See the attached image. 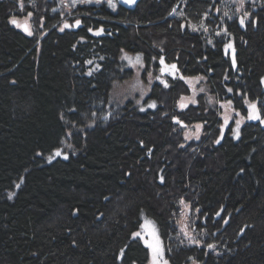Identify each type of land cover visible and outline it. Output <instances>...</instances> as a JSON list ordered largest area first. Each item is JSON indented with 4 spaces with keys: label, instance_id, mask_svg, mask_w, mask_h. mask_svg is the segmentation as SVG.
Here are the masks:
<instances>
[{
    "label": "trees",
    "instance_id": "1",
    "mask_svg": "<svg viewBox=\"0 0 264 264\" xmlns=\"http://www.w3.org/2000/svg\"><path fill=\"white\" fill-rule=\"evenodd\" d=\"M253 1L237 13L234 0L135 10L0 0V264H146L147 247L131 240L142 218L157 224L169 264H264V123L247 120L240 139L216 143L222 101L245 118L246 101L264 105V0ZM125 55L176 62L184 78L205 79L216 108L202 93L180 112L189 89L179 79L144 81L135 107L116 83L141 78ZM196 124L204 141L185 147L183 128ZM67 144L68 160L50 163ZM181 201L199 219L198 246L180 230Z\"/></svg>",
    "mask_w": 264,
    "mask_h": 264
},
{
    "label": "rangeland",
    "instance_id": "2",
    "mask_svg": "<svg viewBox=\"0 0 264 264\" xmlns=\"http://www.w3.org/2000/svg\"><path fill=\"white\" fill-rule=\"evenodd\" d=\"M73 1V0H72ZM235 2H236V4L238 5V8H236L235 9V11H237V13H241L242 11H243V8H244V6H245V4L248 2V0H244V4H243V7L241 8L240 7V0H234ZM111 2L113 3V4H115L116 5V2L117 3H119V1H117V0H111ZM251 2H254L253 0H251ZM76 3L77 4H82V5H84V6H96L97 8H101V7H109L110 8V6H109V0H99V2H97V0H91V2H88V3H81V2H79V0H76ZM232 6V5H231ZM230 6V7H231ZM113 9V8H112ZM219 35V34H218ZM231 41H233V39L232 40H228L227 41V43H230ZM142 58H143V60H142ZM141 58V60H142V63H140V64H137V65H135V66H133V64H130V63H128L127 64V66L132 70V71H134V70H137L138 72H139V74H141V75H139L141 78H136V80H133V81H130V82H128V84L126 85V83L125 82H123V81H121L120 79H117L116 80V83H117V86H118V90H119V92L120 93H122V94H124V96L125 97H127V98H129V97H131V99L132 100H134V98H135V100H134V102H135V107H138L139 109H140V107H139V103H138V101L140 102V100L139 99H142L143 98V96L141 95V93H140V88H141V86H140V84L142 85V83L144 82V81H148V84L151 82V83H153V84H155V85H157L156 84V82H155V78L157 79V75H156V72H157V70L158 69H160L161 67H162V65L160 66V67H156V65H155V62L153 63V61H150V62H146V60H145V57L143 56ZM127 60V59H126ZM133 61H135V58H133ZM127 62H129L128 60H127ZM141 64L143 65L142 67H141ZM167 65H172V64H175L176 66H177V70L179 69L178 68V64L176 63V62H169V63H166ZM179 71V70H178ZM149 73H151V76H149ZM158 74H159V72H158ZM163 76H164V78L163 79H167V76H168V78H169V80H170V76L168 75V74H162ZM179 75H180V77L178 78L179 80H182L183 82H184V79H186V80H191V81H200V83H199V90L200 89H203V91H201V93H206V98H205V100H207V105H208V109H210V110H214L215 108H216V106H217V104L214 102V100H213V98H212V94L211 93H209V88H207L206 86H204V84H205V79H198L197 77H195V78H188V77H183L181 74H180V71H179ZM137 81H139L140 83L139 84H137ZM158 82H160V83H162L161 81H159L158 80ZM185 83V82H184ZM134 84H136L137 86L135 87V88H133L132 87V85H134ZM202 84V85H201ZM143 87H145V85H142ZM163 88H165V87H163ZM140 95V97H135V96H137V95ZM184 97V96H183ZM183 97H181L180 98V100L178 101V107H179V103H180V101H181V99L183 98ZM220 106H221V112H222V114H221V116H220V118H221V123H220V127H221V133L222 132H227V133H233V129H235L236 128V121L237 120H240V118H241V116L237 113V112H235L233 109H232V106H229L228 105V102H226L225 100L224 101H222V103L220 104ZM110 113V112H109ZM238 114V115H237ZM110 116H109V118L107 119L109 122L110 121H114V119H116V115L115 114H113L112 113V115L111 114H109ZM228 118V123L227 124H225V118ZM248 119L247 118H245L244 119V121L243 122H241V124H240V135H239V137L237 138V137H235L234 136V134H232V136L235 138V139H240V137H241V128H242V126L244 125V123L247 121ZM175 121V123H178V124H180L181 123V121H178V120H174ZM108 122V123H109ZM197 125H200V124H196V125H193V126H191V127H185V128H183V138H184V141H186V143H187V145L185 146V147H187V146H189V147H193V148H200V144L204 141V136H205V129L203 128V126L202 125H200L201 127H200V129H199V133H198V135H199V139H197L196 138V136L195 135H191L192 133H196L197 132V128H196V126ZM186 133L188 134V136L186 137ZM62 151V154H64V155H68L69 156V154H71L72 153V147H70L69 146V144H67L66 146H65V148L64 149H62L61 150ZM189 205V204H188ZM181 207H182V210H183V215H182V218H181V221H180V230H181V232L182 233H184V231H182V229L184 228V226L186 225V222L188 221V224H189V233L195 238V239H197V240H199V234H198V232H199V223H198V218L197 217H195V216H193V213H195V212H193L192 211V209H191V205H190V208L189 209H186L185 207H184V204H182L181 205ZM185 213H187V215H185ZM145 219H147V220H149V221H152V222H154L153 220H151V219H148V218H142V221H141V225H143L144 224V222H145ZM154 224H155V227H156V229L158 230V226H157V224L154 222ZM141 225H140V227H139V232H141L142 233V235H143V238H141V237H134L133 236V238L131 237V240L132 241H136V242H139L140 244H142L145 248H146V246H145V244H144V239H147L148 237H147V235L144 233V230L141 228ZM187 230V229H186ZM204 230V229H203ZM137 231V232H138ZM158 234H159V232H158ZM202 234H205L204 232L202 233ZM159 237H160V235H159ZM201 239V238H200ZM160 240H161V242H162V239H161V237H160ZM200 241V240H199ZM201 242V241H200ZM203 242V241H202ZM190 246H198V244H190L189 242H187ZM162 246H163V244H162ZM148 249V248H147ZM148 252H149V254H150V250L148 249ZM150 258H151V254H150V256H149V260L147 261V263L146 264H150ZM165 258L167 259V257L165 256ZM168 260V259H167Z\"/></svg>",
    "mask_w": 264,
    "mask_h": 264
},
{
    "label": "snow or ice",
    "instance_id": "3",
    "mask_svg": "<svg viewBox=\"0 0 264 264\" xmlns=\"http://www.w3.org/2000/svg\"><path fill=\"white\" fill-rule=\"evenodd\" d=\"M76 0H73V3H75ZM79 2L81 3H88V2H91V0H79ZM97 2H99V0H97ZM136 2V0H123V3L125 4H134ZM243 4H244V0H240V7L242 8L243 7ZM109 6L111 8H113V10H115L116 8V5L113 4L111 2V0H109ZM20 7H21V10H23V2L21 0V4H20ZM175 11V10H174ZM28 17H31L32 16V13L29 12L28 14ZM228 13L225 12V16H227ZM248 14L245 13V17L247 16ZM245 17H241L240 20H239V23L240 25H244L245 24ZM231 18V17H229ZM10 22L15 25L16 27H22L23 30L25 32H27L29 35H32L33 33L29 30V27L27 24H24V25H21L17 19L15 17H12V19L10 20ZM81 24V21L80 20H76L75 21V26H79ZM69 27H72V25H69L68 23H65L64 24V28H69ZM64 28L61 29V31L64 30ZM193 30H196L195 27L193 28ZM89 31L91 32L92 29H89ZM103 29H100L96 32V35H99L100 32H102ZM226 31V30H225ZM219 34V33H218ZM232 45L229 43L227 45H225V48L228 49V48H231ZM125 59H127L129 61L130 64H133V66H135V64H140L141 63V57L139 55L136 56L135 58V61H133V58L132 57H128L127 55H125L124 57ZM103 59V58H101ZM87 63L91 64L92 61H88ZM160 64L162 65L161 67V73H169V74H174L175 71H177V66L175 64H172V65H167L164 61V58L161 57L160 58ZM233 65H235V57H233ZM143 65L141 64V67ZM97 67V70L99 69V65L96 66ZM91 71L89 72V75H91ZM149 76H151V73H149ZM157 79H159V77H157ZM199 79V78H198ZM140 82L137 81V84H139ZM137 85L134 84L132 85L133 88H135ZM167 83H165V87H167ZM200 91H203V89H200ZM229 92L232 91V89H228ZM141 95H143V92L141 93ZM139 103V101H138ZM193 103H195V101H193ZM231 101H228V105L231 106ZM247 103V119L248 120H256V121H260L261 123H264V113H262L261 111V108L264 107V105H261L259 101H246ZM149 107H156L155 105V102H153L152 104L148 105ZM185 105H181V107H184ZM144 109L141 108V111H143ZM238 115V114H237ZM245 119V117H241L240 120H237L236 121V128L233 129V134L235 137H239L240 135V124L241 122H243ZM228 123V118L226 117L225 118V124ZM200 125H197L196 128H197V132L196 133H192L191 135H195L197 139H199V129H200ZM188 136V134L186 133V137ZM216 143H220V140H217ZM61 155V152L60 151H57L55 153V156H60ZM55 157L54 156H50L48 159H49V162H51L52 159H54ZM65 159L67 158V156L65 155L64 157ZM161 180H163V178L161 177ZM17 187H19V185H17ZM11 198V196L9 197ZM182 204H184L183 201H181ZM184 207L186 209H189L190 208V205L188 204H184ZM198 211V210H197ZM185 215H187V213H185ZM217 216L220 215V213L218 212L216 214ZM225 223H227V221H225ZM141 228L144 230V233L147 235V239H144V244L145 246L150 250V254H151V258H150V264H169V261L165 258V252H164V247L162 246V242L160 240V237H159V234H158V230L156 229L155 227V224L154 222L152 221H149L147 219H145V222L143 225H141ZM187 226L185 225L184 228L182 229V231H184V235L187 237L188 239V242L190 244H200V241L195 239L187 230ZM133 236L134 237H141L143 238V235L141 232H135L133 233ZM207 248L209 249H214L215 248V245L214 244H208L207 245ZM124 254V250L122 249L121 250V255Z\"/></svg>",
    "mask_w": 264,
    "mask_h": 264
},
{
    "label": "flooded vegetation",
    "instance_id": "4",
    "mask_svg": "<svg viewBox=\"0 0 264 264\" xmlns=\"http://www.w3.org/2000/svg\"><path fill=\"white\" fill-rule=\"evenodd\" d=\"M158 72H159V74H158ZM164 74H168L170 76V81H169L168 76H167V79L166 80L163 79L164 76L162 75L161 68H160L156 72L157 77H159V79H156L155 78V82H156L157 86L160 85L162 87H165V83H167L168 86L165 87V88H170L171 87V81H173V80L177 81L178 78L180 77L179 71H175L174 74H169V73H164ZM158 80L161 81L162 83L158 82ZM184 82H185L186 86L189 89V92H188L189 94L186 95V96H184L181 99V101L179 103V110H180V112H183L186 109L191 108L192 106H195V107L199 106V104H200V96L202 94L201 91L198 88L200 81H191V80L184 79ZM193 101H195V103H193ZM206 102H207V100H206ZM182 104L185 105V106L184 107H181ZM226 134H227V132L220 133L219 140L224 139V137H225Z\"/></svg>",
    "mask_w": 264,
    "mask_h": 264
},
{
    "label": "water",
    "instance_id": "5",
    "mask_svg": "<svg viewBox=\"0 0 264 264\" xmlns=\"http://www.w3.org/2000/svg\"><path fill=\"white\" fill-rule=\"evenodd\" d=\"M118 1H119V3H120L122 6H124L126 9H129V10H135L136 7L138 6V4H139L142 0H136V2H135L134 4H131V5H130V4H125V3H123V0H118ZM228 44H229V43H228ZM230 44L232 45V47H231V48H228L229 50H226V53H227V55L230 56V60H231L232 65H233V57H235V65H233V69L236 70V69H237V51H236V46H235V42H234V41H231ZM53 156H54L55 158L52 159L50 163L56 161V160L59 159V158L62 159V160H65V161L68 160V155H66V156H67L66 159L64 158L65 155H64L63 157H59V156H55V154H54ZM17 192H18V191L16 190V192L14 193L15 196L17 195ZM123 250H124V252H125L126 248H124ZM123 255H124V254H123ZM123 255H121V252H120V259L123 258Z\"/></svg>",
    "mask_w": 264,
    "mask_h": 264
},
{
    "label": "bare ground",
    "instance_id": "6",
    "mask_svg": "<svg viewBox=\"0 0 264 264\" xmlns=\"http://www.w3.org/2000/svg\"><path fill=\"white\" fill-rule=\"evenodd\" d=\"M120 4V3H119ZM121 5V4H120ZM122 6V5H121ZM124 7V6H123ZM229 50V49H228ZM227 54V53H226ZM61 152V155L59 157H63L64 154H62V151L60 150ZM23 183L21 182V184L19 185V187H16V190L18 191L20 189V186L22 185Z\"/></svg>",
    "mask_w": 264,
    "mask_h": 264
}]
</instances>
